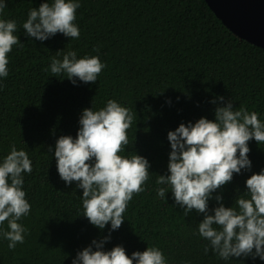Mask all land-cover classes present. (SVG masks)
<instances>
[{
	"label": "trees",
	"instance_id": "trees-1",
	"mask_svg": "<svg viewBox=\"0 0 264 264\" xmlns=\"http://www.w3.org/2000/svg\"><path fill=\"white\" fill-rule=\"evenodd\" d=\"M41 2L7 0L3 16L17 21L21 43L8 53L9 74L0 90V157L14 144L28 152L33 167L23 185L31 210L18 221L27 229L24 242L9 249L0 235V264H71L78 250L108 235V226L101 230L82 214L83 190L59 177L49 146L54 151L60 135L75 136L82 109H98L109 98L136 113L125 154L147 157L151 173L105 248L121 244L130 255L154 244L170 264H264L251 257L225 261L211 249L205 254L207 241L194 234L203 215L192 210L184 216L170 190L166 200L156 194L163 186L157 176L167 174V132L179 123L214 119L217 105L229 99L233 107L256 111L264 120V48L239 38L205 0H81L75 20L79 38L58 32L40 41L28 37L22 23ZM69 48L105 63L96 82L74 85L44 70L57 50ZM217 96L225 101L212 103ZM248 143L251 169L234 173L216 189L209 210L220 202L231 206L245 191L247 177L264 168V143ZM3 230L7 221L0 225Z\"/></svg>",
	"mask_w": 264,
	"mask_h": 264
},
{
	"label": "clouds",
	"instance_id": "clouds-1",
	"mask_svg": "<svg viewBox=\"0 0 264 264\" xmlns=\"http://www.w3.org/2000/svg\"><path fill=\"white\" fill-rule=\"evenodd\" d=\"M81 0H42L32 7L22 23L25 34L44 41L56 33L79 38L80 28L76 10ZM7 0H0V90L3 79L9 74V56L13 45L21 40L16 34L17 21L3 18ZM98 52V48L95 49ZM105 63L98 55L78 56L77 51L57 50L44 69L55 76L67 77L72 84L96 82ZM225 101L217 96L211 102ZM170 102V101H169ZM256 111L244 106L233 107L231 100L218 104L215 118L201 116L195 122H181L167 132L170 152L167 174L157 176L158 197L166 200L169 190L183 209L184 216L192 210L203 215L194 234L202 237L209 249L222 260L234 257L259 258L264 261V168L253 172L245 181V191L231 206L220 202L209 210L213 192L231 181L233 174L249 170L252 161L249 141L264 143V120ZM136 113L117 99L109 98L100 108L85 107L79 116L76 135H60L53 147L59 177L65 184L76 182L82 189V214L88 221L108 235L93 239L76 252L71 264H170L157 245L126 254L125 247L116 244L110 249L105 242L111 231L118 229L125 219L129 201L134 193L144 191L150 179V161L134 152L125 154L129 144L127 130ZM32 160L24 148L10 145V151L0 157V225L7 221V230L0 235L8 241L7 247L15 249L23 243L27 229L18 221L27 216L31 204L26 198L24 174L32 172ZM185 264H190L185 261Z\"/></svg>",
	"mask_w": 264,
	"mask_h": 264
},
{
	"label": "water",
	"instance_id": "water-1",
	"mask_svg": "<svg viewBox=\"0 0 264 264\" xmlns=\"http://www.w3.org/2000/svg\"><path fill=\"white\" fill-rule=\"evenodd\" d=\"M239 38L264 48V0H205Z\"/></svg>",
	"mask_w": 264,
	"mask_h": 264
}]
</instances>
